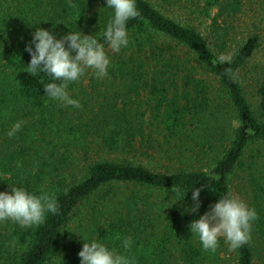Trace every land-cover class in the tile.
<instances>
[{"label":"trees","instance_id":"1","mask_svg":"<svg viewBox=\"0 0 264 264\" xmlns=\"http://www.w3.org/2000/svg\"><path fill=\"white\" fill-rule=\"evenodd\" d=\"M160 2L211 18L210 42L194 24L151 0H136L130 43L108 54V76L99 81L92 71L88 85L82 78L69 84L80 102L75 108L49 100L45 87L53 81L26 71V47L43 28L57 38L71 31L93 35L106 48L102 33L113 10L106 0H0V191L23 185L54 193L60 209L31 228L0 223V264H80L83 238L124 252L126 237L136 264L215 262L222 240L215 252L205 251L190 224L232 195L230 178L238 168L258 219L250 242L235 250L236 264H254L257 255L264 262V64L252 81L255 93L242 75L261 36L254 32L229 51L228 24L246 0ZM19 121L21 131L9 138ZM88 135L115 154L136 150L140 138L173 169L155 171L124 157L73 165L69 148H85ZM173 188L187 191L185 197L179 200ZM196 188L201 206L191 212Z\"/></svg>","mask_w":264,"mask_h":264},{"label":"clouds","instance_id":"2","mask_svg":"<svg viewBox=\"0 0 264 264\" xmlns=\"http://www.w3.org/2000/svg\"><path fill=\"white\" fill-rule=\"evenodd\" d=\"M107 7L113 10L102 39L113 52L119 53L130 43L128 22L139 16L136 0H106ZM31 55L27 72L32 76L47 74L53 82L45 87L49 100L60 102L65 106L80 107V102L70 96L68 86L78 81L88 70L94 72L98 79L108 76L111 63L105 44L93 35H84L80 31L57 38L52 31L37 28L32 35L31 44L26 47ZM23 122H16L7 132L9 138L21 131ZM182 200L187 191L173 188ZM200 188L192 191L191 199L195 204L189 209L196 212L201 206ZM59 204L54 193L41 191L30 192L23 185H12L11 192L0 191V223L11 221L22 229L38 226L46 221L48 213L58 214ZM258 219L255 209L243 200L232 195L221 196L199 219L190 224L203 250L215 252L221 238L228 244L230 251H235L251 240L253 222ZM83 243L78 253L80 264H136L131 254L133 240L122 239L124 252H119L99 239ZM15 239L12 246H15Z\"/></svg>","mask_w":264,"mask_h":264},{"label":"rangeland","instance_id":"3","mask_svg":"<svg viewBox=\"0 0 264 264\" xmlns=\"http://www.w3.org/2000/svg\"><path fill=\"white\" fill-rule=\"evenodd\" d=\"M155 4H157L167 15L181 19L182 21H188L189 23L194 24L198 30H200L203 35L210 42L209 34L212 20L211 18L199 17L195 18V15H189L190 11H185L182 8L178 7H166L164 8L160 2V0H151ZM202 4V3H201ZM215 10L211 11V15L213 16ZM221 26H225L223 24L222 19L218 20V23ZM228 31L230 33V42L228 43L229 51L232 50L237 45L243 43L245 39L254 32L259 33L261 36V44L256 51L253 58L250 60L247 67L242 71L243 79L245 80L247 91H252L254 87H252V81L255 76L258 75L260 66L264 64V0H246L245 7L243 11L234 19L229 21ZM218 50V49H217ZM107 54H111L113 51L106 47ZM92 71L88 70L84 76L81 78L84 80V84L88 85L90 82V75ZM205 79L211 85H216L214 78L211 75L205 74ZM102 81V79H99ZM90 91V88H89ZM143 100L146 101V97L143 95ZM146 107V106H145ZM149 116V114H148ZM97 139L95 135H88L86 137L87 146L85 148L82 147H73L71 146L69 149L72 151L75 162L73 161V165L76 163H80L81 165H85L86 162H91L92 160L109 158V159H118L119 157H124L136 164L144 165L155 171H170L172 166L170 165L167 159H164L157 155L153 150L147 149L146 145H141L140 138H138L136 143V150L128 153L115 154L103 149L96 141ZM171 167V168H170ZM230 189L232 196L243 200L250 207V191L247 184V178L243 171L239 168L235 170L233 175L230 178ZM223 242L224 250H220V258L215 262H203L201 264H236V255L235 251H230L228 244L221 238ZM254 264H264L260 255L256 256V260Z\"/></svg>","mask_w":264,"mask_h":264}]
</instances>
